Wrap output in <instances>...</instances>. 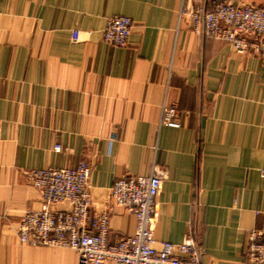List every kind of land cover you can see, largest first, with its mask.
<instances>
[{
	"label": "crops",
	"instance_id": "1",
	"mask_svg": "<svg viewBox=\"0 0 264 264\" xmlns=\"http://www.w3.org/2000/svg\"><path fill=\"white\" fill-rule=\"evenodd\" d=\"M180 4L0 0V264H78L74 249L20 244L16 226L40 205L28 172L82 160L90 211H107L109 242L135 226L109 187L156 163L166 177L154 238L191 235L201 264H247L249 232L264 215V53L178 22ZM112 15L132 20L124 47L102 41ZM163 103L176 104L177 127L159 123Z\"/></svg>",
	"mask_w": 264,
	"mask_h": 264
},
{
	"label": "built area",
	"instance_id": "2",
	"mask_svg": "<svg viewBox=\"0 0 264 264\" xmlns=\"http://www.w3.org/2000/svg\"><path fill=\"white\" fill-rule=\"evenodd\" d=\"M184 17L194 26L202 24L206 36L226 41L235 51L264 53V4L208 0L201 5L199 0H181L178 22ZM132 26L129 17L112 15L105 21L102 41L124 47ZM176 115L175 103H163L159 123L177 127ZM90 170L88 161L82 160L74 167L46 166L28 172V183L39 191L40 205L26 210L17 221L20 244L74 249L78 264H201L191 235L178 243L153 236L155 198L166 177L165 167L154 163L149 174L121 177L109 187L110 198L135 217L133 233L116 242L107 240V212L90 211ZM63 202L69 208H52ZM244 256L247 264H264V215L261 227L249 232Z\"/></svg>",
	"mask_w": 264,
	"mask_h": 264
},
{
	"label": "rangeland",
	"instance_id": "3",
	"mask_svg": "<svg viewBox=\"0 0 264 264\" xmlns=\"http://www.w3.org/2000/svg\"><path fill=\"white\" fill-rule=\"evenodd\" d=\"M46 167V166H45ZM58 167V166H57ZM38 168H41V167H38ZM33 169H36V168H33ZM32 170V169H31ZM27 182H28V180H27ZM30 184V183H29ZM31 185V184H30ZM88 185H89V182H88ZM32 186V185H31ZM34 187V186H33ZM35 188V187H34ZM110 196V195H109ZM118 205V204H117ZM123 207V206H122ZM126 209V208H125ZM107 212V211H106ZM108 214V213H107ZM22 216V215H21ZM21 216H20V218H21ZM19 218V219H20ZM134 231V230H133Z\"/></svg>",
	"mask_w": 264,
	"mask_h": 264
}]
</instances>
